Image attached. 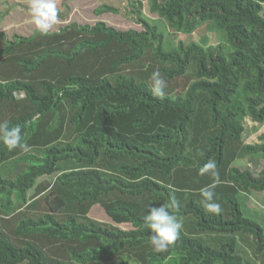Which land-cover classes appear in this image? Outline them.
I'll return each instance as SVG.
<instances>
[{"label":"trees","instance_id":"1","mask_svg":"<svg viewBox=\"0 0 264 264\" xmlns=\"http://www.w3.org/2000/svg\"><path fill=\"white\" fill-rule=\"evenodd\" d=\"M99 2L95 15L118 14ZM82 4L58 2L46 35L0 32V123L19 125L31 146L0 143V264L264 263V213L247 216L239 201L264 191V165H235L264 161V130L243 140L247 117L264 124V0H149L174 38L206 27L216 44L205 30L167 40L143 0L118 14L141 30L71 21ZM157 70L164 98L151 93ZM210 159L219 214L198 191L213 182L199 174ZM172 197L183 228L157 253L143 217ZM96 204L115 225L90 216Z\"/></svg>","mask_w":264,"mask_h":264},{"label":"rangeland","instance_id":"2","mask_svg":"<svg viewBox=\"0 0 264 264\" xmlns=\"http://www.w3.org/2000/svg\"><path fill=\"white\" fill-rule=\"evenodd\" d=\"M61 0H56L57 5L58 2ZM99 1H102L107 5H113L117 9H119L118 14L120 13H127L126 7L128 5V0H88V5L81 6L77 10H71L69 18L72 19L71 21H79L83 23H91L94 24L98 20L105 21L108 25L114 26L118 29L128 30V29H143L142 26L138 23H135L132 21V19L122 16V15H115L112 13H106L101 16H97L94 13V9L98 7L100 4ZM145 4L144 13L147 15L150 19H157L159 16L153 15L149 12L148 9V3L149 0H143ZM30 4V2H28ZM23 12H20L19 10H16V14L13 11L11 14H8V16L3 17L2 25H0V32L4 31L7 33L8 37L11 38L13 34H18L20 36L25 35H31L35 31V26L31 23V19H28L23 15ZM160 18V17H159ZM160 30L165 32L166 39L168 40L170 37L173 38V42L176 43L180 39L185 40L186 42L196 40L201 41V38L203 37L202 32L205 30L206 34L209 36L210 43L216 44L219 40V35L216 32H213L209 30L210 28L204 27L202 31H197V33H194L192 35L183 34V33H177L176 37L174 38L171 34L172 30L168 28L166 25V22L164 19L160 18ZM156 21H153V23ZM157 23V22H156ZM158 24V23H157ZM208 29V30H207ZM264 130V124H258L257 122H254L250 117H247L245 119V131L243 133V140L246 143L254 142L257 139V136L260 132ZM235 165L239 166L241 169H249L254 174H258L260 170L263 168L264 161L258 158H253L251 156H246L241 159H238L235 162ZM57 173L49 176H44L38 179L37 183H41L44 180L47 181H53L56 177ZM219 189L215 191L216 195L219 193ZM34 190L30 189V196L33 195ZM239 201L242 205V208L244 210L245 215L247 216H259L261 213H264V191H255L252 190L251 193H244L239 195ZM90 216L110 224L115 223L112 221L110 216L106 214V212L103 210V207L101 205L96 204L92 210L90 211ZM258 221L264 225V221L258 219ZM122 228H129L130 226L127 224H119ZM249 251V250H248ZM261 264H264L263 261H260ZM169 264H172L169 263Z\"/></svg>","mask_w":264,"mask_h":264},{"label":"clouds","instance_id":"3","mask_svg":"<svg viewBox=\"0 0 264 264\" xmlns=\"http://www.w3.org/2000/svg\"><path fill=\"white\" fill-rule=\"evenodd\" d=\"M30 15L31 23L36 30L41 34H48L49 30L58 22L56 0H30ZM150 80L152 95L164 98L167 84L161 73L158 70L154 71ZM0 143L10 152L16 149L24 152L31 150V146L22 140L21 127L19 125L9 126L7 121L0 123ZM199 174H210L213 178L211 184L200 188L198 191L203 198L202 203L205 210L212 214H219L222 211L221 205L214 200L215 188L221 182L216 162L211 159L208 160L199 168ZM178 207L175 197H172L169 204L150 207L144 215L143 221L146 227L151 230L149 240L154 252L167 251L169 246L178 238L183 228V222L170 211V209H178Z\"/></svg>","mask_w":264,"mask_h":264},{"label":"crops","instance_id":"4","mask_svg":"<svg viewBox=\"0 0 264 264\" xmlns=\"http://www.w3.org/2000/svg\"><path fill=\"white\" fill-rule=\"evenodd\" d=\"M83 1L82 6L88 5V0H80ZM79 0H65L68 4H77L80 3ZM30 0H0V25H2L3 17L8 16V14L13 13V11L16 14V10H19L20 12H23L24 16L28 19H31L30 15V4H28ZM71 10V9H70ZM72 10H77V6L74 7ZM64 18V17H63ZM70 19V18H69ZM68 20H62L63 23H67Z\"/></svg>","mask_w":264,"mask_h":264}]
</instances>
